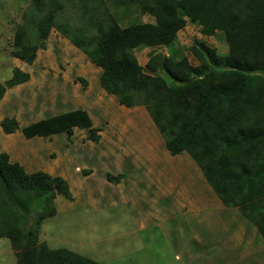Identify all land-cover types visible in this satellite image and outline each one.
I'll use <instances>...</instances> for the list:
<instances>
[{
    "label": "trees",
    "instance_id": "1",
    "mask_svg": "<svg viewBox=\"0 0 264 264\" xmlns=\"http://www.w3.org/2000/svg\"><path fill=\"white\" fill-rule=\"evenodd\" d=\"M65 1L32 0L15 33L13 57L34 64L53 28L70 37L101 68V89L120 105L147 109L170 153L193 157L223 204L240 208L264 240V0ZM69 4L80 8L78 32L62 20ZM134 5L155 22L129 19ZM125 19L128 24L122 27ZM188 22L203 35L222 39L227 52L198 42L191 51L199 63L192 65L178 44V33ZM155 46L166 47L167 54L156 53L142 66L135 51ZM13 72L0 83V104L8 89L30 80L19 68ZM93 125L84 109L22 129L15 118L1 121L6 134L21 130L27 139L72 136L79 128L98 141ZM59 196L74 200L66 179L27 172L0 152V238L11 241L17 264H100L40 242L42 224L57 214Z\"/></svg>",
    "mask_w": 264,
    "mask_h": 264
},
{
    "label": "rangeland",
    "instance_id": "2",
    "mask_svg": "<svg viewBox=\"0 0 264 264\" xmlns=\"http://www.w3.org/2000/svg\"><path fill=\"white\" fill-rule=\"evenodd\" d=\"M31 2L0 0V83L10 80L15 68L31 76L9 89L0 104V152L28 172L46 171L70 184L74 200L57 198V214L44 220L40 242L100 264H264V241L240 208L224 207L190 157L169 154L147 109L121 106L102 91L101 69L70 37L53 29L34 64L13 57L14 35ZM77 11L72 7L62 18L75 32L83 22ZM140 13L134 5L129 19L154 21ZM127 24L128 19L121 21L122 27ZM201 41L221 53L228 50L222 39L189 23L179 31L178 44L194 66L199 62L191 47ZM148 49L135 51L142 66L168 52ZM76 109L90 113L98 141L85 130L27 139L1 128L6 117L26 127ZM0 264H17L8 238H0Z\"/></svg>",
    "mask_w": 264,
    "mask_h": 264
},
{
    "label": "clouds",
    "instance_id": "3",
    "mask_svg": "<svg viewBox=\"0 0 264 264\" xmlns=\"http://www.w3.org/2000/svg\"><path fill=\"white\" fill-rule=\"evenodd\" d=\"M72 7H75L76 8V6L74 5V4H71L70 6L68 5V7H66V9L68 10V9H70V8H72ZM77 10H80V8H77ZM27 12H28V10H27ZM66 15V14H65ZM144 16V15H143ZM23 17H24V15H23ZM40 17H42L41 15H40ZM64 17V16H63ZM151 18V17H150ZM154 19V18H153ZM153 22H155V19H154V21H152V22H145V23H153ZM189 23H191V22H188L187 24L189 25ZM194 26H196L195 24H194ZM53 29H56L57 31H58V29L57 28H53ZM53 29H52V31H53ZM52 33V32H51ZM202 34V33H201ZM15 36V35H14ZM158 47H164V46H155V47H149V49H153V48H158ZM164 48H166V47H164ZM142 50V49H141ZM159 53V52H158ZM165 54H167V53H165ZM149 61V60H148ZM101 69V68H100ZM28 82V81H27ZM26 83V82H25ZM22 85V84H21ZM19 86V85H18ZM15 87H17V86H15ZM15 87H13V88H15ZM13 88H10V89H13ZM9 90V89H8ZM106 95L108 94V93H106L104 90H102ZM109 95V94H108ZM112 96V95H111ZM115 97V96H114ZM116 99H117V101H119L118 100V98L117 97H115ZM4 99V98H3ZM3 101V100H2ZM121 106H123V105H121ZM124 107H126V106H124ZM138 107V106H137ZM128 108V107H127ZM135 108V107H134ZM77 110V109H76ZM67 113V112H66ZM61 114H65V113H61ZM90 114V113H89ZM58 115H60V114H58ZM58 115H55V116H58ZM150 115V114H149ZM91 116V115H90ZM51 117H54V116H51ZM151 117V116H150ZM48 118H50V117H48ZM92 118V117H91ZM44 119H46V118H44ZM41 120H43V119H41ZM93 120V119H92ZM40 121V120H39ZM20 127H21V125H20ZM93 127H94V125H93ZM1 128H2V126H1ZM23 127H21V129H22ZM85 130V131H87L88 132V135H89V130L88 129H79V128H75L74 129V132H75V130ZM2 130H3V128H2ZM3 132H4V130H3ZM17 132H21V130L20 131H17ZM5 133V132H4ZM6 134V133H5ZM14 134V133H13ZM13 134H7V135H9V136H11V135H13ZM62 134H67V133H62ZM56 135H59V134H56ZM53 136H55V135H53ZM52 136V137H53ZM44 138V137H43ZM51 138V137H50ZM90 139V138H89ZM164 139V138H163ZM165 141V140H164ZM167 148V147H166ZM168 150V149H167ZM168 152H169V154L171 155V156H173V157H177V156H183V157H190L195 163H196V165L198 166V168L201 170V172L203 173V175H204V177L206 178V176H205V174H204V172L202 171V169H201V167L199 166V164L197 163V161L193 158V157H191L188 153H184V154H182V155H172L171 153H170V151L168 150ZM11 158V157H10ZM11 160H12V158H11ZM27 171V170H26ZM42 171V170H41ZM28 172V171H27ZM33 172H36V171H33ZM33 172H30V173H33ZM68 181V180H67ZM206 181L207 182H209L208 180H207V178H206ZM221 200V199H220ZM222 202V201H221ZM222 204H223V202H222ZM224 205V204H223ZM224 207L225 208H227V209H231V208H235V207H227V206H225L224 205ZM254 228H256L257 229V231H258V228L257 227H255L254 226ZM259 236V235H258ZM259 238V237H258ZM260 240H262L263 241V238H259ZM259 239H257L258 241H259ZM99 263V262H98Z\"/></svg>",
    "mask_w": 264,
    "mask_h": 264
},
{
    "label": "crops",
    "instance_id": "4",
    "mask_svg": "<svg viewBox=\"0 0 264 264\" xmlns=\"http://www.w3.org/2000/svg\"><path fill=\"white\" fill-rule=\"evenodd\" d=\"M148 50H152V49H148ZM3 151H5V150H3ZM264 241V240H263ZM262 243V242H261Z\"/></svg>",
    "mask_w": 264,
    "mask_h": 264
}]
</instances>
